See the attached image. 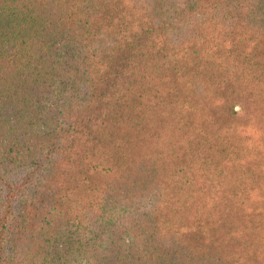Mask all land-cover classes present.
<instances>
[{"label":"trees","instance_id":"trees-1","mask_svg":"<svg viewBox=\"0 0 264 264\" xmlns=\"http://www.w3.org/2000/svg\"><path fill=\"white\" fill-rule=\"evenodd\" d=\"M0 264H264V0H0Z\"/></svg>","mask_w":264,"mask_h":264}]
</instances>
